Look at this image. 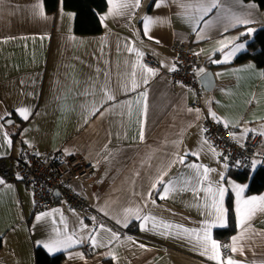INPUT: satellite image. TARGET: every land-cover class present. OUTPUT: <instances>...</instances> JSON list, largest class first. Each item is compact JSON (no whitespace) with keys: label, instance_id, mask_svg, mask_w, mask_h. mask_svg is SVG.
Here are the masks:
<instances>
[{"label":"crops","instance_id":"obj_1","mask_svg":"<svg viewBox=\"0 0 264 264\" xmlns=\"http://www.w3.org/2000/svg\"><path fill=\"white\" fill-rule=\"evenodd\" d=\"M106 2L103 30L80 35L62 0L50 13L43 0H0V157L24 147L41 155L62 149L94 165L71 185L88 204L78 212L62 199L36 212L25 184L0 177V264H35L36 248L65 253L60 264H218L210 246L204 254L205 235L225 262L264 264V211L243 225L236 211L238 200L264 190L244 193L247 182L229 175L202 122L221 120L239 143L259 133L264 147V71L251 60L234 63L246 51L244 35L264 27V7L218 0L205 13L200 5L210 0ZM172 39L192 43L204 58L201 108L191 88L145 64L174 69ZM204 168L212 170L206 177ZM230 192L237 228L221 241L213 231L227 225ZM56 240L63 243L50 252L44 245Z\"/></svg>","mask_w":264,"mask_h":264},{"label":"built area","instance_id":"obj_2","mask_svg":"<svg viewBox=\"0 0 264 264\" xmlns=\"http://www.w3.org/2000/svg\"><path fill=\"white\" fill-rule=\"evenodd\" d=\"M176 66L165 71L150 58L145 64L159 70V77L170 82H180L191 88L195 95L194 106L201 108L202 88L198 71L204 67V58L192 43L172 39ZM208 142L218 151L219 158L234 171H253L257 160L264 161V147L259 133L251 132L243 142H236L230 128L221 120L202 118ZM94 171L93 163L80 152H65L62 149L41 155L33 147H24L19 156L8 154L0 157V177L8 182L23 183L32 193L36 212L51 209L56 201H65L66 210L78 212L88 209L86 200L71 185L83 180ZM57 192V196L54 195Z\"/></svg>","mask_w":264,"mask_h":264},{"label":"trees","instance_id":"obj_3","mask_svg":"<svg viewBox=\"0 0 264 264\" xmlns=\"http://www.w3.org/2000/svg\"><path fill=\"white\" fill-rule=\"evenodd\" d=\"M255 1L260 7H264V0ZM58 0H43L47 12L55 11ZM64 9L74 13L73 31L80 35L97 34L103 30L102 15L107 9L106 0H62ZM140 24V21H139ZM246 51L239 54L234 63L251 60L264 71V27L256 28L251 35H244ZM17 138V135H15ZM228 173L235 180L247 182L245 194L259 193L264 190V167L258 166L252 172L234 171L229 168ZM227 225L224 228L214 229L213 235L219 240L232 235L236 231V211L233 195L230 192L226 198ZM135 223V222H134ZM131 230V228H129ZM0 238V248H1ZM65 253L54 255L47 254L42 248L34 250L35 264H60Z\"/></svg>","mask_w":264,"mask_h":264},{"label":"snow or ice","instance_id":"obj_4","mask_svg":"<svg viewBox=\"0 0 264 264\" xmlns=\"http://www.w3.org/2000/svg\"><path fill=\"white\" fill-rule=\"evenodd\" d=\"M157 6H159V5H157ZM218 6H219L218 0H210V3L207 6L200 5V7L203 9V11L205 13L210 12L213 8H216ZM237 23H248V21L237 19ZM145 31L147 32V27H146ZM249 31H251V29H249ZM240 48H243V45H239L236 48H234L233 52L238 51ZM129 50L131 51L132 49H129ZM231 54L232 53H229V55H231ZM226 59H227V57H226ZM148 71L152 72L153 70L148 69ZM144 82L147 83L146 80ZM137 86L138 85L133 84V87H137ZM107 98L108 99H114V97L111 95H109ZM18 111L20 112V115L23 116L24 119L28 118V114H27L28 110L27 109L21 108ZM262 135H264V133H262ZM141 138H142V133H141ZM193 155H196V153H193ZM180 162L183 163V157L180 158ZM190 167H198V166L190 165ZM209 171H212V170L204 168L205 177H206L207 172H209ZM158 182L163 183L162 180H160ZM0 183H2V181H0ZM167 191H169V188L166 187L165 192H167ZM208 191L211 192L212 189L209 188ZM224 191L225 190L222 187L217 189V192L221 198L223 197ZM242 191H243V189H238L237 190V196H239L240 192H242ZM161 198H165V197L162 196ZM213 206L214 207L216 206L215 201H214ZM216 211L220 212L221 209L219 207H216ZM236 211H237L240 223H241V225H243L247 221H249L253 215H255L256 211H264V197H259V198L252 197V198H249L247 200H238ZM137 218H139V217H137ZM37 219H40V218L38 217ZM145 219H149V218L146 217ZM233 239L235 241L237 238H233ZM61 243H63V242L56 240V241H52L51 244H45L44 246L46 248H48V250L50 252H52L54 250H58L55 246L58 244H61ZM203 244H204V248H205L204 254H209V246H210L211 254L209 255V258L213 259V260H217L218 264H239V262L233 261L231 258H228L226 262L223 261L220 257V253H219L220 245L216 241L211 240V238L209 236H207V235L204 236ZM232 250L237 251V249L235 247Z\"/></svg>","mask_w":264,"mask_h":264},{"label":"rangeland","instance_id":"obj_5","mask_svg":"<svg viewBox=\"0 0 264 264\" xmlns=\"http://www.w3.org/2000/svg\"><path fill=\"white\" fill-rule=\"evenodd\" d=\"M163 78H165V77H163ZM82 154V153H81ZM83 155V154H82ZM84 156V155H83ZM89 161V160H88ZM94 166V165H93ZM94 172V171H93ZM92 175V174H91ZM88 178V177H87ZM237 184V186H243V185H240L239 183H236ZM244 187H246V184H245V186Z\"/></svg>","mask_w":264,"mask_h":264},{"label":"water","instance_id":"obj_6","mask_svg":"<svg viewBox=\"0 0 264 264\" xmlns=\"http://www.w3.org/2000/svg\"><path fill=\"white\" fill-rule=\"evenodd\" d=\"M54 195L57 196V192H54Z\"/></svg>","mask_w":264,"mask_h":264}]
</instances>
